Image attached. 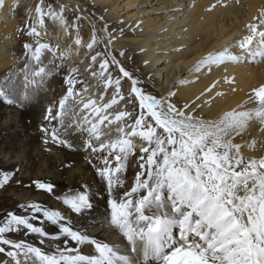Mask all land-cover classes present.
Instances as JSON below:
<instances>
[{
    "label": "snow or ice",
    "instance_id": "6c2138e0",
    "mask_svg": "<svg viewBox=\"0 0 264 264\" xmlns=\"http://www.w3.org/2000/svg\"><path fill=\"white\" fill-rule=\"evenodd\" d=\"M85 11L36 0L18 29L27 38L23 66L0 78V102L23 107L33 90L64 70V93L44 115L43 142L87 154L104 193L101 226L122 243L94 238L73 224L72 215L95 211L85 185L63 196L71 215L30 202L0 217V264H264V84L235 107L206 117L203 109L227 95L217 90L220 81L190 102L176 101L175 91L151 94L125 66L126 53L114 48L122 28L113 32L103 16L94 23L89 19L91 36L85 43ZM48 23L62 29L72 45L61 50L60 41L43 40ZM81 51L88 55L69 68L68 61ZM246 62L264 63V9L245 25L244 34L209 52L193 71L211 73L214 67ZM84 64L95 83L81 76ZM223 82L236 83L227 76ZM253 124L259 140L251 137ZM69 128L82 148L67 138ZM0 171L4 189L15 171ZM28 187L60 200L52 182L37 179ZM15 234L35 240L10 238Z\"/></svg>",
    "mask_w": 264,
    "mask_h": 264
},
{
    "label": "bare ground",
    "instance_id": "6f19581e",
    "mask_svg": "<svg viewBox=\"0 0 264 264\" xmlns=\"http://www.w3.org/2000/svg\"><path fill=\"white\" fill-rule=\"evenodd\" d=\"M92 1L100 7L109 5L111 11L121 10L124 11V13L126 12L128 15H122L121 17L125 19L126 23H130V28H135L140 34H143L142 40L137 41V43L145 52L144 57L147 60V69L153 70L151 71L153 74V81L158 87V90H160L158 96L166 95L165 93H167L169 88H171L172 91L177 93V96L175 97L176 101L190 102L195 99L196 96L205 92V90L214 82L220 81L217 90L224 91L227 95L214 100L210 108L205 107L203 109V114L206 117L215 118L222 112L229 110L246 100L247 95L250 93L252 88L264 84V63L252 64V62H246L240 65L229 64L226 68L225 66H221L219 68L214 67L211 73H209L206 68L199 72L193 71L197 63L209 52L219 49L222 45L231 43L233 40L244 34L245 25L252 21L259 14V12L264 9V0H160L159 3L161 6L159 8L167 10L168 13L166 11L165 15L161 19L155 21L148 19L143 21V19L141 20L138 17V13H143V11H132L133 6L136 4L141 5L139 0H122L119 3L118 0ZM13 2V0H7L6 6L0 9V23L2 24L0 26V77H3L4 74L11 70V68L13 69L15 64L13 57L7 55L3 48V42L9 41V38L12 37V33L17 26V20L9 15L10 6ZM122 2H124L123 5H121ZM213 5H215L214 8ZM180 16L184 18H182L184 21L183 23L182 20L179 21L181 18ZM180 22L182 24H180ZM164 25L168 26L166 32L161 31ZM90 35L91 31L89 33V36ZM74 37L75 35H73V38ZM129 39H131L132 42L136 41L133 36H130ZM70 43H72V39H70ZM81 59L83 58L74 56V60L76 62H79ZM70 65H73L72 62ZM225 76L229 78L235 77V85L225 84L223 82V78ZM57 78L52 80L51 83H60V80ZM181 81H184V83H181ZM188 81H192V83H187ZM86 83L91 84L94 82H88L87 80ZM232 87L237 89L235 93L232 92ZM54 95L56 100L60 98V94L58 92H54ZM5 104L6 103L0 102L1 116L5 112V110L3 112ZM22 114L25 125L27 126L37 127L40 130L42 126H47V121L43 118L42 124L38 126V119L42 116H39L36 110L24 109ZM53 123L56 124V122ZM250 132L252 138H257L259 140L261 134L259 133L258 126L256 124L251 126ZM19 134L20 133H17L16 130L14 131L12 128L2 129L0 131V146L4 145V147L8 148L10 151L9 154L11 152H15V145L20 137ZM37 134L39 135V133ZM67 134L69 133L67 132L66 135ZM73 134H69L67 138L73 141L79 148L76 140L77 138H75ZM36 138L38 137L36 136ZM32 141L34 145V142H36L37 139ZM52 146L60 148L61 150L64 149L65 155L67 156L66 161L64 165H61V168L55 167L56 173H54L52 177H49L45 172H42L41 176L28 179L26 177L22 178L21 176L17 177L15 173L14 178L8 185L7 189L13 187L15 190H20L28 187L33 180L37 179L52 182L57 186L56 193L60 197V200L58 201L59 203L55 197L54 198L56 200L53 201L36 198H32L28 201H13L11 203L12 211L18 210V205L20 203L26 204L30 202H41L45 207H50L65 213L67 209H65L61 204L63 196L78 192L82 187L87 185L86 190L89 191L92 196L95 211L81 216L78 220L87 219L91 222L89 227L101 226V222L104 219L102 214L105 212V200L103 198L104 193L101 191V184L98 187L100 188V191H96L91 188L92 183L99 184V178L95 175V170L92 171L89 180L87 179L88 181H81V179H79L80 177L76 175L74 176V179H72V182L65 185L67 178V172L65 170L66 166L79 163L80 161L73 150H69L55 144H52ZM37 149L39 150V154L33 156L30 153V156L28 157L30 158L28 161V164H31L30 168L35 165L38 157L43 159H48L49 157L45 146L40 145ZM251 154L253 153L249 151L245 152V155ZM255 154L259 155L260 153L256 152ZM21 164L19 167L17 166L18 164L15 166L5 165V163L0 160V170H8L10 174L18 169V172H20L22 170ZM15 167H18V169L15 170ZM48 173L49 171L47 174ZM0 174H3V171H0ZM59 178H63V180L61 181ZM16 181H19L20 183H17ZM45 195L48 196L47 194ZM47 226L48 231H54L51 225ZM82 226L83 225H81V227ZM89 227H87V229ZM89 234L94 238H102L99 236L100 233H93L92 230ZM14 236H16V240L17 238L18 240L21 238L25 240H35V237L25 234H15Z\"/></svg>",
    "mask_w": 264,
    "mask_h": 264
},
{
    "label": "rangeland",
    "instance_id": "374dc122",
    "mask_svg": "<svg viewBox=\"0 0 264 264\" xmlns=\"http://www.w3.org/2000/svg\"><path fill=\"white\" fill-rule=\"evenodd\" d=\"M5 0V6H6ZM14 2L10 6V13L9 15L17 20V26L16 31L14 30L12 33V37L9 38V41L3 42V48L4 52L6 51L7 55H10L13 57V61L15 62L13 69H17L23 66L24 63V49H23V43L27 39L25 36H22L19 32V28L22 26V22H24L27 18L28 12L34 8L36 4V0H13ZM116 1V0H115ZM122 0H118V3ZM141 5L136 4L133 6V12L136 11H143L138 13V17L143 21L145 20H159L161 19L167 10H162L159 7L161 4L159 3L160 0H139ZM52 2L56 4H67L69 6L78 5L80 8L85 9V20L81 23V34L84 36L85 43H87L88 39L90 38V24L89 19L92 20V22H96V20L103 16L105 21H107L108 25L110 26V29L113 32H117L118 29H123V35L119 36L114 44V48L116 51H124L126 53V56L123 57V62L125 66L135 73L136 76L140 78V80L143 82L146 91L150 92L153 95H159L160 90H158V87L156 86L155 82L153 81L152 72L153 70L147 69V60L145 59V52L143 51V48H140L137 41L142 40V33L140 34L137 29L130 28V23H126L125 19H123V16L128 15L126 12L121 10H115L111 11V8L109 5L106 6H98L96 3H94L92 0H52ZM124 2L121 3L123 5ZM110 8V9H109ZM168 13V11H167ZM68 16L70 19L73 18V13L71 10V7L68 11ZM181 17V16H180ZM183 17L179 19V21L182 20V23L184 22ZM122 22V23H121ZM180 22V24H182ZM2 24L0 23V26ZM101 25L97 24V27L99 28ZM168 29L167 25H164L161 29V31L166 32ZM178 30V28H177ZM133 35H132V34ZM73 35H75V32H73ZM129 35V36H128ZM130 36H133V38L136 39L135 42H132L131 39H129ZM128 37V38H127ZM43 40L45 41H51L53 44L57 43V41H60V47L61 50L67 49L72 43H70V39L64 34L63 30H59L58 27L54 26L52 23H48L46 26V34L43 35ZM189 44V43H188ZM88 55L86 51H81L79 55H73V58L68 61V67L69 68H75L77 67L82 60L85 59V56ZM75 57H82L83 59L79 60V62H76L74 60ZM47 59H51V57H47ZM72 62V66L70 63ZM254 64V63H252ZM86 65V66H85ZM88 68V64H84L81 67V76L84 77L85 81L88 80V82L92 81L86 74L85 70ZM12 70V68H11ZM63 76H64V70H62L57 75H50L44 86L39 89H35L31 92V98L23 107H16V106H10L5 104V107L3 109L2 116L0 115V131L7 128H12L14 131L16 130L19 134V140L17 141V144L15 145V152H11L9 154V149L4 147V145L0 146V160H2L5 165H22V170L20 172L18 167H15V173L16 176H21L22 178H36L42 175V172H45L46 175L49 177L53 176L55 172V167L61 168V165H64L67 156L65 155V150L60 148H55L52 146V143L49 142L47 146L43 142L44 134L41 132L40 129L37 127H30L25 125V121L23 120L24 117H22V111L25 109L28 110H36L39 114V116H42L38 119L39 123L42 124V118L44 119V115L46 112V109L48 106L56 102L54 92H58L60 94V97L64 93L65 85L63 84ZM58 77V78H57ZM185 77V76H184ZM182 77V78H184ZM2 78V77H0ZM60 80V83H51L54 79ZM179 78V77H178ZM95 83V81H93ZM46 87V88H45ZM127 87V85H125ZM45 89V90H44ZM172 91L171 88H169L170 92ZM154 92V93H152ZM167 93H165L167 95ZM159 97V96H158ZM176 100V98H175ZM70 123V121L66 122ZM25 126V127H24ZM58 126V125H57ZM38 130V131H37ZM63 132V129H61ZM39 133V135L37 134ZM69 134H73L76 138L75 132L69 128L68 129ZM41 134V135H40ZM43 134V135H42ZM67 134L66 136H68ZM36 136L38 138H36ZM33 137V138H32ZM34 139H37V143L33 141ZM77 140L79 148H82V141ZM32 145V146H31ZM43 145L46 147V150L48 152V159L47 158H39L36 159L35 165L30 168V163L28 164V161L30 158V153L33 156H36L39 154V150L37 149L38 146ZM29 146V147H28ZM17 149V150H16ZM29 149V150H28ZM35 150V151H34ZM61 150V151H60ZM57 151V152H56ZM35 152V153H34ZM76 155L78 156L79 163L70 164L66 166L65 170L67 172V178L66 183L72 182V179H74V176L78 175L81 179V181L86 182V180H89V177L91 176L92 171L94 170L90 164L88 163V157L85 152L82 150L80 151H74ZM29 154V155H28ZM28 155V156H27ZM69 156V154L67 153ZM71 155V154H70ZM28 159H27V158ZM84 167V168H83ZM83 168V169H82ZM134 168L135 165H132V167L129 168L127 176L129 178V181H131L133 175H134ZM49 173L47 174V172ZM52 172V173H51ZM81 172V173H80ZM80 173V174H78ZM3 174H0V177H2ZM61 181L63 178H59ZM87 180V181H88ZM92 189L100 191L98 188L99 184H91ZM8 186H6L4 189H0V217H2L7 211H12L11 203L17 202V201H28L32 198L36 199H42V200H56L54 197H48L45 194H41L39 192H35L31 190L29 187L22 188L20 190L14 189L13 187H10L7 189ZM13 188V189H12ZM7 189V190H6ZM59 200H57L58 202ZM59 203V202H58ZM62 206L66 209V206L61 203ZM65 212V211H64ZM66 215H71L67 211L65 212ZM80 217L77 216H71V219L73 221V224L75 227L86 230L88 233L92 230L93 233H100L99 236L102 237L101 240H105L109 243L113 244H121V240L118 236H116L114 233H112L111 230L102 227H89L90 221L87 219H80ZM86 223V224H85ZM47 226V225H46ZM45 226V227H46ZM48 227V226H47ZM46 227V228H47ZM87 227H89L87 229ZM48 230V228H47ZM10 238H16V236L12 235ZM18 240V238H17ZM34 241V240H33ZM89 251V249H85V252Z\"/></svg>",
    "mask_w": 264,
    "mask_h": 264
}]
</instances>
